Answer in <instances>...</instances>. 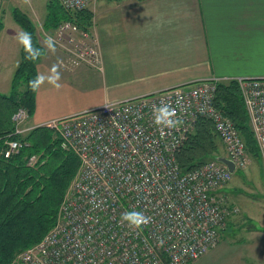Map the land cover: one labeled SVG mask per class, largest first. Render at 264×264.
Returning a JSON list of instances; mask_svg holds the SVG:
<instances>
[{"label": "built area", "instance_id": "2783aa9c", "mask_svg": "<svg viewBox=\"0 0 264 264\" xmlns=\"http://www.w3.org/2000/svg\"><path fill=\"white\" fill-rule=\"evenodd\" d=\"M58 1L77 11L96 0ZM88 30L65 20L46 35L68 53L72 65L102 69L98 39ZM235 79L264 156V78ZM230 80L200 79L43 123L80 164L55 225L10 264H188L219 244L231 212L225 187L232 172L218 159L183 171L176 154L204 117L213 121L236 169L247 165L243 137L215 103L218 84ZM162 102L177 109L183 120L178 128L154 125L152 108ZM28 118V109L19 107L13 115L16 133L30 129ZM21 146L20 140H8L5 156ZM132 210L151 217L142 230L121 224V214Z\"/></svg>", "mask_w": 264, "mask_h": 264}, {"label": "crops", "instance_id": "0c3cea01", "mask_svg": "<svg viewBox=\"0 0 264 264\" xmlns=\"http://www.w3.org/2000/svg\"><path fill=\"white\" fill-rule=\"evenodd\" d=\"M90 9L94 15L88 31L98 39L102 69L72 65L56 45L55 54L39 60L37 71L47 73L61 63L63 87H41L27 127L200 79L264 78V0H96ZM39 40L44 47V37ZM18 51L20 57L0 53V92L11 90L21 47ZM231 246L221 237L188 264L203 259L264 264V253L231 254Z\"/></svg>", "mask_w": 264, "mask_h": 264}, {"label": "trees", "instance_id": "16d2710c", "mask_svg": "<svg viewBox=\"0 0 264 264\" xmlns=\"http://www.w3.org/2000/svg\"><path fill=\"white\" fill-rule=\"evenodd\" d=\"M57 4L56 8L50 6L44 24L46 30L57 28L65 20L75 21L84 30L93 24L94 14L89 7L68 11L58 1ZM13 17L24 30L32 33L33 44L43 48L32 19L17 7L13 9ZM3 26L0 17V30ZM24 56L21 47L11 90L0 92V264H10L55 225L61 202L80 164L78 155L64 147L61 137L47 125L31 127L23 134L15 132L16 111L24 106L31 116L36 104V93L28 90L26 84L37 74L39 61L30 63ZM215 103L236 124L249 155L262 156L236 79L218 84ZM8 140H20L22 146L7 157L4 150ZM221 142L213 121L198 118L194 130L176 154L180 167L189 171L217 159L222 155Z\"/></svg>", "mask_w": 264, "mask_h": 264}, {"label": "rangeland", "instance_id": "374dc122", "mask_svg": "<svg viewBox=\"0 0 264 264\" xmlns=\"http://www.w3.org/2000/svg\"><path fill=\"white\" fill-rule=\"evenodd\" d=\"M57 1L58 0H31L30 4H26L24 0H1L0 17L4 26L0 30V53L1 51H7L9 55H13L16 52V55L20 57L18 49L21 46L16 40V34L24 29L13 17L14 8L17 7L21 9L32 19L36 25L39 39L40 37L45 38L46 33L54 30H46L44 24L50 6L56 8L58 6ZM88 7L90 8V5ZM26 125H28V123H26ZM225 195L231 210L227 218V228L224 229L225 232L223 231L222 234L223 243H230L232 245L230 248H227V252L231 254H245L247 250H250L256 251L257 256L261 255L264 253L263 155L259 157L249 155L247 165L242 168H237L232 173L231 179L225 187ZM258 258L259 257H257V259ZM193 263L229 264L224 260L205 261L204 259L203 261H196Z\"/></svg>", "mask_w": 264, "mask_h": 264}, {"label": "clouds", "instance_id": "9594fccd", "mask_svg": "<svg viewBox=\"0 0 264 264\" xmlns=\"http://www.w3.org/2000/svg\"><path fill=\"white\" fill-rule=\"evenodd\" d=\"M24 3L30 4L31 0H24ZM16 40L22 47L25 56L24 59L30 63H37L44 58L46 53L55 54L57 50V42L51 35H46L43 40V48L33 44L32 33L26 30H21L16 34ZM61 63H54L47 73L37 72V74L26 84V88L33 93L38 94L41 87L48 84L56 91H60L63 87L61 84ZM153 123L160 129H176L183 120L178 116L177 109L173 108L171 103H161L154 105L152 108ZM151 221V217L146 216L142 211H125L121 214L120 222L127 226L130 230L139 231L147 226ZM163 244V241L160 242Z\"/></svg>", "mask_w": 264, "mask_h": 264}, {"label": "water", "instance_id": "95a60500", "mask_svg": "<svg viewBox=\"0 0 264 264\" xmlns=\"http://www.w3.org/2000/svg\"><path fill=\"white\" fill-rule=\"evenodd\" d=\"M217 159L219 161L225 163L232 173L236 170L235 162L233 160H231L230 158H228L226 155H221Z\"/></svg>", "mask_w": 264, "mask_h": 264}]
</instances>
